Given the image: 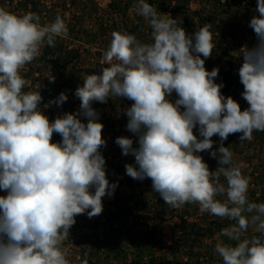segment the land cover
Listing matches in <instances>:
<instances>
[{
  "label": "clouds",
  "instance_id": "obj_1",
  "mask_svg": "<svg viewBox=\"0 0 264 264\" xmlns=\"http://www.w3.org/2000/svg\"><path fill=\"white\" fill-rule=\"evenodd\" d=\"M133 8L147 20L152 42L113 31L100 74L85 75L75 90L79 111L53 121L39 108L40 91H23L21 69L43 46L67 36V25L59 15L42 25L36 13L0 8V190L7 193L0 196V264H69L64 241L76 217L100 215L102 198L118 186L107 179L104 125L92 106L115 97L133 101L124 114L138 146L126 136L115 140L122 155L135 158L125 165L126 175L151 179L153 191L173 209L195 203L202 213L232 221L221 235L235 244L221 241L214 248L223 264H264V203L249 201L250 178L224 146L229 135L240 133L243 143L254 131L264 132V0H257L259 15L249 22L257 43L240 50L244 110L222 94L224 85L215 82L219 69L205 67L216 47L210 23L188 35L146 0ZM67 99L61 92L50 103L62 106ZM54 133L60 142L52 141ZM213 136L220 138L215 150ZM205 151L217 160L215 171L199 155ZM250 227L259 235L245 237Z\"/></svg>",
  "mask_w": 264,
  "mask_h": 264
},
{
  "label": "rangeland",
  "instance_id": "obj_2",
  "mask_svg": "<svg viewBox=\"0 0 264 264\" xmlns=\"http://www.w3.org/2000/svg\"><path fill=\"white\" fill-rule=\"evenodd\" d=\"M130 3L125 9V4ZM137 0H0V8L22 16L36 13L40 23L48 24L59 15L68 28L67 36L58 37L77 53V58L66 68H57L36 58L21 69L26 80L23 91L39 92L42 101L39 108L50 121L64 113H76L81 101L75 90L83 84V77L100 74V61L112 39L113 31L135 35L143 43H151V28L147 20L137 15L133 5ZM172 18L177 26L183 27L188 35L206 23L212 25L211 32L216 47L210 58L206 59L208 71L218 68L216 83H231L221 89L225 97L236 100L241 110L249 107L237 85L241 49L256 36L249 27L256 9H248L257 0H171ZM125 7V8H124ZM157 11L168 15L160 7ZM257 43V40H256ZM43 49V47H42ZM41 49V51H42ZM203 58V57H202ZM106 66V65H105ZM229 75V77H226ZM55 78L50 82L49 77ZM61 92L68 99L62 106L54 101ZM173 102L178 96L173 93ZM99 118L103 121V138L106 146L100 149L106 160V175L110 183L118 186L112 196L102 198L103 211L89 218L87 213L78 215L70 229V236L64 246L70 249L69 264H223L215 253L216 243L228 241L221 235L222 230L232 221L202 213L198 204H185L173 209L166 204L152 188L149 178L134 180L126 175L125 165L135 163L132 155H122L115 143L117 137L132 138L134 147L138 137L126 129L127 116L124 110L133 101L127 98H109L107 103L94 102ZM93 103V104H94ZM82 121L83 117H80ZM194 134L199 136L198 126ZM55 134V133H54ZM54 134L52 141H55ZM241 134L229 135L224 146L233 153V161L240 166L242 174L250 178L248 199L254 203H264V132L254 131L251 141L241 143ZM213 150L219 147L220 138L213 136ZM60 142V141H59ZM208 164L210 171L217 169L218 162L210 151L199 153ZM223 181V178L221 177ZM94 191V189H93ZM7 193L0 190V196ZM224 200L226 197H218ZM255 233L250 227L245 237Z\"/></svg>",
  "mask_w": 264,
  "mask_h": 264
},
{
  "label": "trees",
  "instance_id": "obj_3",
  "mask_svg": "<svg viewBox=\"0 0 264 264\" xmlns=\"http://www.w3.org/2000/svg\"><path fill=\"white\" fill-rule=\"evenodd\" d=\"M171 0H146V2L150 3L153 7H160L163 11L168 12L169 17H172V7L171 4L172 2H170ZM229 1L230 0H224L223 4H225L226 6H229ZM130 3H126L125 4V9L129 8ZM246 8L248 9H253V8H257V2H253L251 3V5L247 6ZM259 14V13H258ZM64 43H59L58 39H56L55 42V46L54 47H49L47 45L43 46V49L41 51V54L39 56V60L43 61L46 64H51L52 66H56L57 68H66L69 65H71L74 60L77 58V53H74L73 50L69 49V47ZM256 44V36H252V40L248 43L247 47L251 48L253 46H255ZM240 61L242 63V58L240 57ZM226 77H229V75H227ZM224 86L222 89H227L230 86V82L229 79L225 78L224 79ZM237 85L242 86L240 82V78L238 76L237 79ZM94 109H97V105L94 103L93 105ZM99 122H101L102 124L103 121L99 118ZM102 138H103V130H102ZM54 139L55 141L53 142H59L61 141V137L59 136V134H54ZM104 139V138H103ZM103 149V147L101 148Z\"/></svg>",
  "mask_w": 264,
  "mask_h": 264
}]
</instances>
